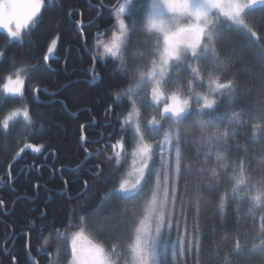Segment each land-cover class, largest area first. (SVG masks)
Returning a JSON list of instances; mask_svg holds the SVG:
<instances>
[{
  "label": "snow or ice",
  "instance_id": "1",
  "mask_svg": "<svg viewBox=\"0 0 264 264\" xmlns=\"http://www.w3.org/2000/svg\"><path fill=\"white\" fill-rule=\"evenodd\" d=\"M45 4L46 0H0V28L6 30L12 40L22 41L24 34L38 23ZM142 10L141 20L138 13ZM112 11L115 25L108 30L110 39L104 41L98 36L95 47L103 48L102 56L113 58L119 75L128 82L122 92L114 95L116 100L126 98L129 104L130 110L126 115L120 114L123 119L119 121L118 118V121L122 132L127 133L130 126L131 170L121 172L116 184L107 189L95 205L91 204L93 187L87 180L82 181L83 191L76 199L83 196L84 200L78 209H90L86 213L89 216L99 217L101 213L103 216L95 229L87 233L85 217L75 211L66 218L69 231L62 233L53 223L51 230L57 233V254L61 245L70 239L68 264H169V249L173 260L178 252L183 257L185 252L193 250L199 257L204 233L201 231L198 239L193 238L194 234L190 236L186 209H192L198 221L201 207L211 197L225 217L222 237L211 241L215 251L233 257V264L237 261L264 264V215L259 216V230L251 240L246 230L248 221L239 207L234 209L231 227L226 223L232 200L250 205L247 214L253 222L256 209L264 210V136L258 135L264 129V122L245 120V109L238 112L233 103L239 93H249L246 77L251 65L246 58L251 57L258 63L262 75L258 91L249 95L246 106L264 113V37L255 26V13L264 15V0H148L146 5L123 0ZM126 15L132 20L131 26L126 23ZM141 33L155 41L150 55L139 50L137 37ZM55 44L53 40L47 50L49 53ZM5 55L0 51V60ZM47 59L45 56L44 60ZM143 60H150L146 72L138 70L139 61ZM130 65L137 68L135 75H130ZM183 72L188 73L190 79L183 81ZM29 79L17 69L3 77L0 93L8 100L23 99ZM181 84V87L165 91L168 85ZM198 87L206 88V92L197 91ZM32 91L38 93L41 89L37 87ZM225 98L231 110L217 111ZM142 108L155 114L142 120ZM112 110L109 105L105 115ZM21 117L27 125H33L30 109L22 107L6 113L0 126L8 131ZM197 119L207 126L197 127ZM261 119L264 121V117ZM189 123L192 127H185ZM249 126L255 145L249 160L255 167L246 169L244 159L232 161L229 156L233 149L247 155V146L240 144L237 137L246 135L244 129ZM98 135L105 138L103 132ZM108 139L111 141L112 137ZM41 147L25 145L35 152H40ZM107 147L112 149V155L106 159H114V167L119 171L125 160V137L110 142ZM83 150L85 160L81 166L92 156L86 146ZM10 169L11 165L9 177ZM93 175L100 183L104 182L99 164L93 165ZM225 181L229 188L223 187ZM143 197H147L146 206L140 208L138 221H131L132 212L127 204L131 202L133 207H139ZM114 199L117 203L107 208ZM3 204L0 199V205ZM47 218V212L42 210L39 223L32 222L36 239L49 229L44 223ZM73 218L79 223H73ZM129 226L131 236L122 248L121 233ZM173 226L178 232L182 230L176 239L171 236ZM197 227L194 223L193 229ZM71 228L78 230L71 232ZM105 232H111L114 237L107 245L95 238ZM24 235L25 253L31 257L34 247L29 242L31 234ZM44 243L47 245L48 241ZM35 250L38 254L42 252L40 248ZM47 255L44 252V256ZM11 262L17 264L15 256L11 257ZM30 264H39V259L32 257ZM51 264H59L58 259ZM223 264H229L228 260Z\"/></svg>",
  "mask_w": 264,
  "mask_h": 264
},
{
  "label": "trees",
  "instance_id": "2",
  "mask_svg": "<svg viewBox=\"0 0 264 264\" xmlns=\"http://www.w3.org/2000/svg\"><path fill=\"white\" fill-rule=\"evenodd\" d=\"M116 3L117 0H52L51 3L46 0L38 23L24 34L22 41L11 40L0 29V51L6 53L5 58L0 60V84L4 83L3 77L17 69L21 70L22 76L30 78L26 80L23 99L8 100L0 93V113L4 115L13 109L27 107L33 121V125H27L21 117L8 131L0 126V199L4 201L0 205V264H12L13 256L16 257L17 264H30L32 257H37L39 264H50L51 254H57V233L51 230L53 223L60 232L69 231L66 229V218L71 217L75 211L77 215L85 217L86 230L90 232L103 216V213L99 217L89 216L86 213L90 209H78L77 206L84 200L83 196L76 199L78 193L83 191L82 181L87 180L93 187L91 204L95 205L106 194V190L116 184L117 176L130 167L133 150V144L129 141L130 126L127 133L122 132L119 122L123 119L120 114L126 115L130 110L129 104L126 98L116 100L114 95L122 92L128 82L123 81L119 75L118 65L113 58H99L95 47L98 36L104 39L110 36L108 30L114 29L112 7ZM81 21L82 26L79 28ZM255 26L264 37V15L258 11L255 13ZM55 37L59 38L56 54L48 57L47 50ZM141 51H145V47ZM45 56L48 57L47 61L44 60ZM246 59L251 65L246 77L249 93H239L233 102L234 108L238 112L245 109V120L264 122L261 119L264 113L246 106L249 95L258 91L262 75L258 63L251 57ZM131 67L130 75H135L137 68ZM138 70L141 71V68ZM37 87L43 89L36 98L32 89ZM109 105L113 110L106 116L105 109ZM226 110H231L227 98L217 111ZM195 125L207 126L200 119L195 121ZM185 127L191 128L192 125L189 123ZM244 131L246 135L237 137V140L247 146V155L241 150L233 149L229 159H244L246 169L254 168L255 164H251L249 160L255 149L251 140L252 129L249 126ZM99 132L104 133V139L100 138ZM258 135L264 136V129ZM84 136L85 146L92 152V157L81 166L85 159ZM109 136L112 137L111 141ZM121 136L125 137L126 150L123 168L118 171L114 167V159H106L112 155V149L107 145L115 143ZM98 140L100 143H97ZM27 144L43 147L40 152H35L25 148ZM22 148L23 152L20 151ZM94 164H99L103 169V183L93 175ZM223 187L229 188L230 185L225 181ZM146 199L147 197L141 199L139 207H133L131 202L127 204L132 212L131 221H138L140 208L146 206ZM116 203L114 199L107 208H112ZM249 206L246 202L230 201L226 223L231 227L234 209L239 207L241 215L248 221L249 227L246 230L251 240L259 230V216L264 215V210L256 209V219L253 222L247 214ZM42 210L48 214L44 223L49 225V229L36 239V233L32 232V222L39 223L38 217ZM186 211L190 236L194 234L193 238L198 239L200 232L204 233L203 248L199 257L195 256V250L186 252L178 264H197V260L199 264H223L225 259L233 264V257L226 256L223 252L217 253L211 243L222 237V227L225 224V217L219 213L215 201L210 197L201 207L198 221L192 209ZM73 223L79 221L73 218ZM194 223L198 224L195 230ZM77 229L71 228L70 231ZM25 233L31 234L29 242L34 246L31 257L25 253ZM123 234L124 232L121 236ZM177 234H182V230L177 231ZM95 238L106 244L114 240L111 232ZM45 240L48 241L47 245ZM65 244L61 245L58 254L65 250L64 263L67 264L70 255ZM36 248L42 249V252L38 254ZM44 252L48 255L44 256Z\"/></svg>",
  "mask_w": 264,
  "mask_h": 264
},
{
  "label": "rangeland",
  "instance_id": "3",
  "mask_svg": "<svg viewBox=\"0 0 264 264\" xmlns=\"http://www.w3.org/2000/svg\"><path fill=\"white\" fill-rule=\"evenodd\" d=\"M147 4L148 3V0H134V4ZM42 11V10H41ZM138 17L142 20L143 18V10L138 13ZM125 19H126V23H128L130 26H131V23H132V20L130 17H128L127 15L125 16ZM1 30L5 31L3 28H0ZM7 33V32H6ZM108 39H110V36L108 37H105L104 41H107ZM12 40V39H11ZM53 40L56 41V44L55 46L53 47V51L52 53H49L47 54L48 57L50 56H54L56 54V49L58 47V40L59 38L58 37H55ZM137 42H138V47H139V50L141 51L142 48L145 47V51H143L145 54L147 55H150L151 52H152V49H153V45L155 43L154 40L150 39L147 35L141 33L138 37H137ZM50 46H52V42L50 44ZM97 49V54H98V57L101 58V57H110V56H102L101 54L103 53V48H96ZM152 59H154L155 57H151ZM141 62V63H140ZM150 67V60H143V61H139V68H141V71H147L148 68ZM181 76L183 78V81H186L188 79H190V76L188 75V73L186 72H183L181 73ZM181 85H168L166 86L165 88V91H171L174 87H181ZM197 91H200V92H206L205 88H202V87H198L197 88ZM185 94H187L186 92V89H185ZM155 114L154 112H151V111H146L145 109H141V116H142V120H147L151 117V115ZM5 115V114H4ZM4 115H2L0 113V120L3 119ZM19 119V118H18ZM18 121H21V120H18ZM158 138V137H157ZM31 145H34V144H31ZM36 146H39V145H36ZM131 161H132V157H131ZM131 170V162H130V167L128 168V171ZM78 230V229H77ZM75 230V231H77ZM74 231V232H75ZM88 231L86 230V233ZM131 232H132V229L131 228H128L126 231H124V234L121 236V247L123 248L124 245L129 242V239H130V236H131ZM171 236L173 239H176L178 237V234H177V230L175 228V226H173V229L171 230ZM98 239V238H97ZM70 240V239H69ZM68 240V241H69ZM65 244V246H69L71 241H69ZM107 245V244H106ZM68 251V250H67ZM68 253V252H67ZM186 253V252H185ZM191 253V252H190ZM52 255V258L53 260L54 259H58V262L59 264H65L64 261H65V256H66V252L65 250H63L61 252V254H51ZM185 256V254H184ZM183 256V257H184ZM183 257L179 254V252L177 253V256L175 258V260L172 259V256H171V249H169V252H168V260H169V264H178L180 262L181 259H183ZM69 259H70V256H69ZM130 259V258H129ZM68 264V263H67Z\"/></svg>",
  "mask_w": 264,
  "mask_h": 264
},
{
  "label": "flooded vegetation",
  "instance_id": "4",
  "mask_svg": "<svg viewBox=\"0 0 264 264\" xmlns=\"http://www.w3.org/2000/svg\"><path fill=\"white\" fill-rule=\"evenodd\" d=\"M123 2V0H117V3L112 7V9H114L115 8V6L117 5V4H119V3H122ZM96 69V67H94V70ZM86 145V139H85V141H84V146ZM92 157V156H91ZM91 157H88L87 159L89 160ZM85 160V159H84ZM66 185H68V183L66 184ZM70 241V240H69Z\"/></svg>",
  "mask_w": 264,
  "mask_h": 264
},
{
  "label": "water",
  "instance_id": "5",
  "mask_svg": "<svg viewBox=\"0 0 264 264\" xmlns=\"http://www.w3.org/2000/svg\"><path fill=\"white\" fill-rule=\"evenodd\" d=\"M81 26H82V24H79V28H80ZM40 89H43V87H41ZM37 94H38V93H35L36 98H37ZM83 129H84V128H83ZM83 138H84V141H85L86 136H84ZM83 144H84V142H83Z\"/></svg>",
  "mask_w": 264,
  "mask_h": 264
}]
</instances>
